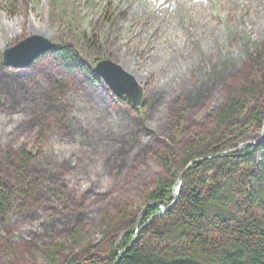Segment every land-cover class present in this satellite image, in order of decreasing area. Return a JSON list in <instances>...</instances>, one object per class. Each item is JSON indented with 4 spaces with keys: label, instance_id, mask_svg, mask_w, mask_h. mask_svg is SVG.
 Here are the masks:
<instances>
[{
    "label": "rangeland",
    "instance_id": "1",
    "mask_svg": "<svg viewBox=\"0 0 264 264\" xmlns=\"http://www.w3.org/2000/svg\"><path fill=\"white\" fill-rule=\"evenodd\" d=\"M33 36L59 50L7 67L5 52ZM102 61L139 79L137 108L99 80ZM244 88L264 108V0H0V184H17L25 151L37 185L0 218V264H49L45 248L73 228L88 236L67 245L76 254L135 237L186 149L223 143L218 114ZM260 135L250 128L235 150Z\"/></svg>",
    "mask_w": 264,
    "mask_h": 264
},
{
    "label": "trees",
    "instance_id": "2",
    "mask_svg": "<svg viewBox=\"0 0 264 264\" xmlns=\"http://www.w3.org/2000/svg\"><path fill=\"white\" fill-rule=\"evenodd\" d=\"M58 53L67 62L77 61L69 48H61ZM103 92L112 97L104 89ZM255 98V89L244 88L239 97L227 100L217 118L219 128H228L223 143L204 147L203 140L197 148L186 149L183 171L191 162L205 160L185 174L175 207L149 223L160 213V207L172 203L178 174L171 172V177L156 185L149 195V207L142 212L143 224H149L140 229L135 243L118 264H264V144L214 158L237 149L250 128L262 130L264 108L254 106ZM19 156L17 184H0L2 219L8 218L37 186L23 175L33 157L25 151ZM162 164L168 167L167 160ZM136 222L134 219L132 228ZM133 238L134 233H129L119 247L113 243L102 249L90 244L92 255L84 251L76 254L67 245L79 247L88 236L73 228L62 244L46 247L43 258L49 264H116L118 252L130 247ZM62 254L68 255L64 261Z\"/></svg>",
    "mask_w": 264,
    "mask_h": 264
},
{
    "label": "water",
    "instance_id": "3",
    "mask_svg": "<svg viewBox=\"0 0 264 264\" xmlns=\"http://www.w3.org/2000/svg\"><path fill=\"white\" fill-rule=\"evenodd\" d=\"M59 50V47L42 36H33L21 42L17 46L8 50L4 54V63L7 67H12L14 69H26L32 63H34L41 56L47 54L48 52H55ZM95 72L97 76L105 83L109 90L117 97L124 98L132 105L133 108H137L142 101L143 91L139 86L137 80L125 71L121 66L114 64L111 61H102L95 67ZM264 144V125L261 130V135L258 141L250 142L242 145L238 150L230 151L228 153H223L217 155L214 158L225 157L229 154H234L242 151L246 147H258ZM205 159H199L191 162L189 166L185 169L183 173L178 177L177 182L173 188V198L172 203L165 209H162L160 213L152 218L149 223H151L155 218L170 212L176 205L180 188L182 186L183 178L185 174L197 163L203 162ZM138 232L135 233V237L127 249L118 253V260L116 264L119 263L121 257L128 252L131 246L135 243Z\"/></svg>",
    "mask_w": 264,
    "mask_h": 264
},
{
    "label": "bare ground",
    "instance_id": "4",
    "mask_svg": "<svg viewBox=\"0 0 264 264\" xmlns=\"http://www.w3.org/2000/svg\"><path fill=\"white\" fill-rule=\"evenodd\" d=\"M37 33L40 34L41 32L37 31ZM99 80H101V79L99 78ZM136 80H139V79L136 78ZM101 82H102V81H101ZM139 82H140V81H139ZM109 91H110V90H109ZM110 92H111V91H110Z\"/></svg>",
    "mask_w": 264,
    "mask_h": 264
}]
</instances>
